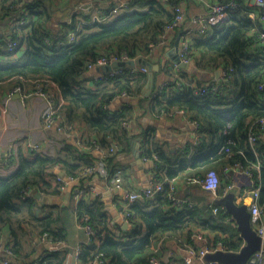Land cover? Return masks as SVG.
<instances>
[{"label":"trees","instance_id":"1","mask_svg":"<svg viewBox=\"0 0 264 264\" xmlns=\"http://www.w3.org/2000/svg\"><path fill=\"white\" fill-rule=\"evenodd\" d=\"M179 1L132 0L131 5L136 8L119 12L110 22L85 24L91 17L83 16L82 23L73 17L70 23L55 27L59 16L56 0H0V26L7 17L26 19L20 28L15 23L10 28L9 36L16 42L13 52L2 50L6 39L0 35V92L18 86L33 88L37 82L45 83L47 90L55 86L59 113L69 124L84 125L91 133L86 143L89 149L94 147V140L107 149L112 145L121 148L130 140L126 123L131 121L132 105L126 103L113 110L110 103L123 93L142 96L149 73H132V68L123 66L119 74L88 86L85 64L109 54L140 55L151 60L152 46L159 43L164 27L173 23V7ZM256 28L248 8L242 6L231 12L229 20L214 26L208 38L190 42L192 55L200 54L199 63L230 69L219 92L199 95L170 70L168 75L175 79L160 88L156 84L159 72L154 75L152 93L145 99L156 115L184 109L189 119L199 123V141L193 147L188 144L183 152L167 150L155 139L152 129L143 133L141 155H156L153 172L160 178L182 176L192 182L201 175L198 173L201 166L217 162L222 167L218 172L225 179V167L229 169L237 163L248 167L260 160V203L264 205V141L259 139L251 146L247 133L251 121L264 117V88H260L264 82V45L255 33ZM70 31L76 32L74 42L60 45ZM66 147L73 161L31 150H19L17 156L5 157L10 164H18L14 172L0 175V228L8 226L15 236V242L6 245L13 255H22L17 230L22 228L24 235L23 226L27 223H32V229L40 237L46 234L53 244L64 243L66 239L61 210L49 205L46 214L37 212L35 195L38 189L51 194L61 191L65 180L57 179L54 167L68 177H77L95 159L91 153ZM107 161L113 171L114 155ZM223 193L222 185L217 194ZM170 194L171 187L165 184L164 190L153 198L128 203L125 214L130 228L122 231L121 236L107 231V213L99 197L80 200L75 208L77 218L82 225L91 226L95 234L90 242L80 246L79 264H98L97 259H105L107 264H148L153 256L164 264L163 256L171 238L181 240V245L194 246L192 237L198 232L211 245L222 242L228 250L241 249L244 240L223 207H219L218 213L194 203L180 208L173 205ZM67 258V249L46 247L37 256L31 258L26 254L19 263L10 260V264H67Z\"/></svg>","mask_w":264,"mask_h":264},{"label":"crops","instance_id":"2","mask_svg":"<svg viewBox=\"0 0 264 264\" xmlns=\"http://www.w3.org/2000/svg\"><path fill=\"white\" fill-rule=\"evenodd\" d=\"M123 1L128 2L129 7L120 12L136 8L134 4L131 5L132 0ZM227 1L230 0H180L179 4L182 5L185 14L183 24L178 29L168 34V41L164 46L152 49L149 55L151 60H147L145 56L139 55L134 61L142 59L159 66L158 69H150L149 72H147L152 76V79L154 75L159 72L156 76V84L159 85V87L166 81L175 79V77H179L184 83L190 86L196 85L198 82L207 83L212 80L222 79L223 68L206 66L199 63V52H195L194 56L192 55L191 61L187 64V67H176L178 63L177 58L179 59V50L176 59L172 58L169 52L173 49L179 34H181L180 42L182 37L186 34L190 42L196 39L208 38L213 33V28H210L206 32H200L193 18L198 15H207L213 4ZM234 1L239 3V8L242 6L248 8L249 17L253 22L257 23L255 33L258 35L260 29L263 28V22L260 17V7L255 4L254 0ZM118 4L119 1L117 0H56L55 8L60 17L57 16L58 19H55L53 25L58 27L60 24L70 23L73 17H76L77 21L82 23L85 20L83 16H89L92 19L94 14L98 11L109 12L111 7H115ZM252 13L255 15L254 18L250 16ZM15 18L16 17L11 16L2 20L0 35L3 38H8L9 31H11L10 28L13 27ZM113 18L114 17L106 18L104 23L110 22ZM19 54H21V52H19ZM130 59H134V57H130ZM117 62L121 66L117 68L113 67L112 69H119L123 66L133 68L127 65L128 61L122 62L118 60ZM135 66L141 67L143 64ZM106 67L107 66L91 70L86 69L85 74L90 80L99 73L107 72L108 70L105 69ZM168 70L173 71L175 77H170L168 75ZM218 70H221L219 76H217ZM88 86H92L90 85V81H88ZM27 87L28 86L24 87L22 92H13L15 87L11 90L5 89L3 92H0V175H7L18 168L17 162H11L10 164L8 160H5V157H8L9 152H12L15 157L18 154L17 151L29 150L27 146V142L29 141L40 144V152H44L51 156L57 155L69 161H73V157L68 152L67 145L78 148L83 152L91 153L95 159L100 158L101 154L106 151L107 148L102 147L100 152L89 149L86 143H88L87 137L91 135V133L84 125H67L65 118L60 116L52 127H45L42 114L46 105V98L42 94L35 93L36 87ZM144 89L142 96L119 97L110 103V108L113 110L120 108L121 105L126 103L132 105L130 126L127 127L130 140L126 145L122 146L119 151L113 154L116 168H122L124 171V189H118L100 175L93 174L83 175L77 181H69L65 190L60 189L61 191L56 194L40 191L39 189L38 192L35 193V195L41 194L39 197H36L38 200L37 212L46 214L49 211L47 208L49 205L57 206L61 210V217L66 228V239L63 248L68 250V255L71 249L76 250L78 255L80 246L89 242L87 231L79 222L75 211L78 203L74 201L72 192L76 184L96 189L99 194L98 197L103 203V207L107 213V231L116 236H121L122 231H125L123 225L127 222L125 214V207H128L126 192L128 190L146 188L153 174L154 165L152 166L151 164L153 161L144 160L140 153L142 149L141 136L143 133L147 129H152L155 139L172 153L183 152V147L194 142V126L190 124L184 116L167 117L156 115L155 111L152 109L151 103L145 99L150 95L145 96ZM50 90L52 93L56 94V96L58 95V90L55 89V86H51ZM259 139L264 141V134ZM136 152L139 153L141 160L137 159ZM210 168H215L218 171L222 169L221 165L216 162L212 163L210 166H201L198 169V173L204 175ZM224 169L223 176L225 179L221 178V186L223 185L224 190L232 181L237 183L235 189L236 193L239 192V188L249 186L250 178L242 169L230 167L228 176H226ZM53 171L59 176L60 172H64L59 167H54ZM62 178L68 181V176L65 172ZM177 179L179 181L177 192L181 198L189 200L201 208L212 210V212H214L215 207H222L216 205L214 201L225 193L214 196L212 193L201 188L197 182H191L182 176ZM129 228L130 226L128 229ZM21 229H18L17 232L20 235L22 255L11 256L10 260L13 262L19 263L21 258H25L26 254H29L31 258L37 256L42 248L51 246L52 242L50 240H42L40 235L37 234V231L32 229V223H27L23 226V231H25L24 235H22ZM206 240L207 238L205 237L194 239L193 246L189 244L181 245L183 244L181 240L176 237L171 238L167 243L168 249L163 256L165 263L168 264V261L171 260V264H182V260L186 255V248H202ZM13 242H15V236L11 233L10 228L8 226L1 227L0 243L6 247L8 243L12 245ZM77 255L73 256L72 264H79ZM3 258L4 256L0 252V264ZM174 259L177 261H173ZM200 263L198 258L194 259L193 264Z\"/></svg>","mask_w":264,"mask_h":264},{"label":"built area","instance_id":"3","mask_svg":"<svg viewBox=\"0 0 264 264\" xmlns=\"http://www.w3.org/2000/svg\"><path fill=\"white\" fill-rule=\"evenodd\" d=\"M119 1V4L115 7H111L110 11L106 13L105 11H98L96 14H94L93 18L88 21L84 22L85 24H93L94 22H104L106 18L113 17L114 15L118 14L121 10L127 9L129 7V3L123 0H117ZM255 4H257L260 7V17L263 22V28L260 29L258 32V38L259 41L264 45V0H254ZM239 7V3L234 0H230L227 2H220L215 3L211 6L209 13L207 15H198L193 18V21L195 24L198 25L200 32H206L210 28H213L214 26L220 25L221 23L226 22L230 18V14L233 10L237 9ZM175 12V19L173 23L167 24L164 27V32L162 33L160 37V41L157 45L152 46V49H157L162 46H164L168 41V34L173 32L175 29H178L185 20V14L184 10L182 8L181 4H177L173 7ZM22 14V12H21ZM252 18L255 17V15L252 13L250 15ZM15 26L20 28L23 24L26 23V19L24 17H20L19 19H15ZM76 39V32L70 31L65 40L60 41V45H68L74 42ZM16 47V42L13 39L12 36H9L6 39L5 46L2 47V50L5 52H13ZM179 62L184 64H189L192 57V51L190 48V40L188 35H184L181 39L180 46H179ZM3 58H7V56H4ZM130 59V57L127 54L123 55H115V54H109V55H102L98 57L95 61L88 62V65L86 67L87 70L96 69V68H102L108 65H112L114 62H117L118 60H121L122 62L135 60ZM118 63V62H117ZM176 67H180V64L177 63ZM150 68L146 65H143L141 67L135 66L131 69L132 73H136L138 71L142 72H149ZM228 68H223V74L222 79L219 80H213L210 82H207L203 86L193 85L195 93L199 95L206 94L208 92H219L221 87L224 85V81H227V77L229 75ZM121 72V68L119 69H111L108 70L105 73H99L91 78L90 85H93L95 81L98 80H108L110 77L115 76ZM41 85V86H38ZM165 83H163L160 88H163ZM35 93L42 94L46 98V105L43 110L42 117L45 122V127L50 128L52 127L55 122L58 120L60 116H63L61 113L58 112V108L56 106V96L54 93L47 91L45 86L43 84H37ZM264 87V82L260 85V88ZM23 87L18 86L15 87L13 92H22ZM127 95L125 93L122 94L121 97H126ZM158 116H167V117H174V116H184V118L194 126L195 128V139L194 142L191 144L193 147L198 141V130H199V123L195 120H191L188 118L186 112L184 109H178V110H172V111H162ZM65 121H67L65 119ZM130 122L126 123V127H129ZM248 141L251 144V146H254L256 142L259 140V138L264 134V117L259 118L257 120L251 121L249 128H248ZM95 144L93 148H90L91 150H96L98 152L101 151L102 147L97 143L96 140L93 141ZM27 146L29 150L34 152H40L41 151V145L32 141L27 142ZM185 147L182 148L184 150ZM120 150V147L117 145H112L111 148H108L106 151H104L100 158L94 159L92 162H90L82 171V173L77 177H68V181H65V183L61 186V190H65L67 187V184L69 181H77L79 178H81L83 175H93L97 174L100 175L105 180L109 181L111 185L118 189H124V171L122 168H115L113 171L109 168L107 158L116 153ZM229 151L228 149L226 150ZM141 154H143V150L140 151ZM13 155L12 152L8 153V157H11ZM7 157V158H8ZM144 160H152L153 162L157 160V157L155 154L152 156H143ZM235 167L240 168L243 170V172L250 178V184L249 186L239 188V192L236 193V202L239 204H242L246 202L247 200H250L248 203V210L251 214V222L254 227V229L257 231V233L262 237L263 244L260 250L256 251L249 259L248 264H264V205L260 203V190H261V182L259 179V172L261 169V161L258 160L257 162H253L248 167H243L242 164L237 163ZM255 172H258V175H255ZM225 174L228 176L229 169H225ZM59 181L64 180L62 176L58 175L57 178ZM194 182H197L201 188H203L205 191L212 193L214 196H218V190L221 186V176L219 172L216 169H209L204 175H200L195 177ZM165 184L170 185L171 187V194L170 198L172 200V203L174 206L177 207H184V206H193V203L191 201H188L186 199L181 198L178 195L177 187L179 184L178 179H168L166 177L160 178L157 176L154 172L152 174V178L146 188L140 189V190H128L126 192V201L127 203H133L137 201H141L144 199L153 198L158 193L162 192L164 190ZM237 183L235 181L230 182L227 185V188L225 189V193L229 191H235ZM74 201L78 203L82 199L87 198H96L99 196L98 192L94 188H88L84 187L80 184H76V186L73 188L72 192ZM220 211L219 207L214 208V213H218ZM126 220H127V214H126ZM229 221H233L232 217L230 216L228 218ZM128 221V220H127ZM234 222V221H233ZM85 227L87 234H88V241L90 242L91 237L95 234V231L91 228V226L87 224H83ZM201 239L203 238L200 233H195L192 237V239ZM42 240H49L45 235L41 237ZM64 247V243H57V244H51L50 249L51 250H59ZM217 250H228L226 246L222 242H218L216 245H211L209 243V240L207 239L205 242V245L202 248H194V247H187L186 248V255L183 258L182 264H193L194 259L198 258L200 260V264H221L218 262H205L203 258L209 254L213 253ZM0 252L4 256V258L1 260V264H10V258L13 256L12 252L4 247L0 243ZM96 262L98 264H107V261L105 259H97ZM148 264H162L156 257H151Z\"/></svg>","mask_w":264,"mask_h":264},{"label":"water","instance_id":"4","mask_svg":"<svg viewBox=\"0 0 264 264\" xmlns=\"http://www.w3.org/2000/svg\"><path fill=\"white\" fill-rule=\"evenodd\" d=\"M181 34H179L177 40L174 43L173 49L169 52V55L176 59L179 50V42H180ZM177 62L180 64V67H187V64L180 63L179 59L177 58ZM146 65L150 69L155 70L158 69L157 64H152L150 61H144L139 59L137 61L130 60L127 62V65L134 67L135 65ZM88 62L85 64L87 67ZM121 66L119 63L114 62L111 66H107L105 69L111 70L113 67ZM221 70H218L217 76H219ZM150 75V74H149ZM152 76H149V80L145 86L144 94L148 96L151 94L153 81ZM138 160H141L139 153H135ZM152 166L154 163H151ZM64 172H60V176H63ZM41 194H37L36 197H39ZM250 200L239 204L236 202V193L235 191H229L225 193L223 196H220L215 199L214 203L218 206H222L232 217L235 225L240 233V236L244 240V244L239 251H232V250H217L213 253L207 254L203 260L205 262H218L221 264H248L250 257L258 250L261 249L263 240L262 237L257 233L254 229L252 222H251V214L248 210V203ZM130 226L129 222H125L123 228L128 230ZM77 255L76 250L71 249L70 254L67 258V264H72L73 256Z\"/></svg>","mask_w":264,"mask_h":264},{"label":"rangeland","instance_id":"5","mask_svg":"<svg viewBox=\"0 0 264 264\" xmlns=\"http://www.w3.org/2000/svg\"><path fill=\"white\" fill-rule=\"evenodd\" d=\"M58 17H60V15H59ZM37 84H43L45 87L47 86V85H46L45 83H43V82H41V83H38V82H37V83L35 84V87L41 86V85L36 86ZM46 90H47V88H46ZM47 91H50V92H51L50 89H48ZM55 96H56V94H55ZM56 97H57V96H56ZM56 106H57V104H56ZM57 108H58V106H57ZM58 112H59V111H58ZM66 124H67V125H70L69 122H67V121H66ZM214 169H215V168H214ZM216 170H217V169H216ZM217 171H218V170H217Z\"/></svg>","mask_w":264,"mask_h":264}]
</instances>
